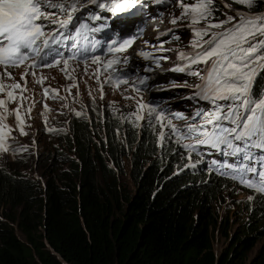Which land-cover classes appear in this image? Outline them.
<instances>
[{"label": "trees", "instance_id": "16d2710c", "mask_svg": "<svg viewBox=\"0 0 264 264\" xmlns=\"http://www.w3.org/2000/svg\"><path fill=\"white\" fill-rule=\"evenodd\" d=\"M223 1L219 20L264 13V0L250 10ZM122 101L50 113L63 131H44L58 150L52 169L29 171L40 179L0 165V264H264V195L239 201L248 189L231 179L180 170L183 149L159 146V126L119 119L137 107Z\"/></svg>", "mask_w": 264, "mask_h": 264}, {"label": "snow or ice", "instance_id": "6c2138e0", "mask_svg": "<svg viewBox=\"0 0 264 264\" xmlns=\"http://www.w3.org/2000/svg\"><path fill=\"white\" fill-rule=\"evenodd\" d=\"M261 2L234 0V3L246 6L249 10ZM176 3L182 11L171 23L188 21L193 39L188 45L190 51L178 53L180 63L171 71L197 78L199 83L192 86L193 91L186 98L204 101L209 105L207 108L197 107L192 116H185L178 111L169 113L145 102L143 91L147 90L148 77L133 79L115 68L121 63L118 54L126 52L135 39L142 37V32L132 38L109 37L106 52L110 58L95 54L100 50L99 40L91 41L87 48L66 45L72 39L67 31L69 28L83 39L88 38L87 33L102 31L103 26L94 27L90 23L74 26L79 12L94 9L88 13L89 21L117 16L132 18L146 7L144 0H0V94L6 97L0 99V108H3V112H0V152L28 150L26 145L15 149L11 147L9 142L14 139L11 135L13 128L5 122L8 115H14L20 135L28 134L24 131L25 125L20 115V107L26 99L23 96L28 83L25 77L36 76L41 69H51L61 64L64 67L60 70L67 72L72 61H76L78 66L82 63L83 74L88 75L90 65L95 64L97 67L90 78H95L99 84L100 98H104L105 85L116 88L125 85L128 87L124 91L130 88L136 93L135 96H123V99L134 100L136 109L118 118L132 123L134 127L140 126L139 121L146 122L153 129L159 126V146L163 147L167 138L183 149L179 154L188 163L180 170L205 164V170L209 173L229 178L252 191L254 195L248 196L249 201L255 195H264V87L256 91V81L264 73V14L237 11L235 16L226 15L225 19L219 20L215 15L218 11L216 0H194L192 4L176 0ZM201 23L204 26L198 27ZM173 38L180 39L174 33ZM163 43L159 44L157 50L171 51L164 49ZM65 46L71 49L67 55ZM137 55L152 61L157 67L161 60L169 59L145 51ZM122 62L127 64L128 57H123ZM25 64L27 68L21 75L23 84L18 81L5 83V80H14L12 71ZM101 69L107 73L103 82L100 81ZM144 70L151 72L153 69L146 66ZM66 78L72 79L71 75H66ZM45 79L40 77L36 82L42 85ZM15 90H19L21 104L9 111L6 105L16 100ZM50 91L53 90L43 88L45 98ZM55 91L57 95L52 98L58 99V90ZM91 98L94 101L95 98ZM43 107L50 111L47 104H43ZM27 111L30 118L31 105ZM75 115L80 117L82 112L75 111ZM173 120H183L185 124L181 127L174 124ZM47 131L61 132L63 129L47 128ZM205 147L228 159H213L208 165L204 153L200 151Z\"/></svg>", "mask_w": 264, "mask_h": 264}, {"label": "rangeland", "instance_id": "374dc122", "mask_svg": "<svg viewBox=\"0 0 264 264\" xmlns=\"http://www.w3.org/2000/svg\"><path fill=\"white\" fill-rule=\"evenodd\" d=\"M153 3L156 2V0H151ZM184 2H191L194 3V0H183ZM161 3H163V5H167L166 6V10L170 11L167 14V19L160 21V24L163 26V30L171 33L172 31H183L186 28V24L187 21H179L176 24H172L171 20L174 17H179L181 15V8H174L176 6V0H161ZM173 3L174 5L172 6ZM185 26V27H184ZM228 27H231V25H227ZM172 30V31H169ZM152 36H155V33L151 34ZM96 36L97 34H90L88 36V42L90 43L93 40H96ZM183 39L184 41L179 45L178 50L180 48H188V45L190 43V41L193 39L192 37V33L191 31L188 29L183 33ZM76 34L73 35V38H76ZM87 39L85 41V39L78 37L76 39V42L73 41L70 45L75 48V47H90V44L87 43ZM172 42L173 40L170 39ZM166 40L161 41L165 42ZM168 41V40H167ZM159 43V44H160ZM67 45V43H66ZM65 51H66V46L64 47ZM164 49H171L173 50V47H168V48H164ZM70 48H68V51L70 52ZM177 50V51H178ZM150 51V50H149ZM176 51V52H177ZM154 54L156 56H167L169 57L168 60H166V64H162L163 66H167L168 68L172 67L173 65L180 63V61L178 60V56L177 54H174L171 51H158L156 50L154 52ZM165 61V60H164ZM177 66V65H176ZM175 66V67H176ZM166 68L161 69L160 71L163 72L165 71ZM173 73L170 72L168 75L171 76ZM175 74V73H174ZM162 75L161 73H159L157 76L155 74H150V76H152L153 79H157L160 83L159 84H154V86H163V90H168L172 93L174 98H177V101H188L189 99H187L186 97L190 96L192 91H193V87L191 85H186L184 83H182L185 80H177V81H165L166 78L168 76H163L165 77L163 79L162 82ZM161 77V78H160ZM195 82L199 83V80L197 78H195ZM193 79V80H194ZM173 86H176L177 88H172ZM128 87V86H127ZM126 86L122 85L121 86V91H117V90H110V86L105 85L103 88V93L107 94V97L104 98V102L106 104H116V105H123L125 104L126 106H128V103L123 102L122 100H124L122 98V95H128L130 94V92L128 91H124L125 88H127ZM97 88H99V85L97 86ZM157 90V89H155ZM89 93H91V97H94V101L92 100V98L89 96ZM134 95V94H133ZM136 95V94H135ZM82 96L84 98L85 102L90 103L92 106H96L97 103H99L100 101V96L96 90V87L94 85V81L92 79L90 80H86L82 86ZM139 97V96H138ZM170 97V95H166L163 98L159 99V104H160V108H162V104ZM148 97L145 96L143 97V100L147 99ZM115 102V103H113ZM145 102H147L145 100ZM201 106H205L204 101H201ZM32 106V111H31V115L30 118H27V121H24V119H22V114L20 112L21 115V119L25 125L24 127V131L27 132V135H20L19 130L17 129V125H16V119H10V123L12 124V128L13 131L11 133L12 137H14L13 140H11L9 143L11 144V147L13 149L15 148H20L22 146H28V150L27 151H21V152H9V153H3L0 152V165L3 164L5 167L12 169L13 171H21L23 173H25L27 176L29 177H33L35 179H40L39 175L37 174V172L35 173L34 176H31L29 174V171L32 168H41V170H45L44 166L49 167V169L53 168V154L55 150H58L53 144L56 142L55 140L56 137L54 138H50V136L47 137V132L44 133V131L47 128H53L56 127V121L55 119H51L50 118V113L47 111H44L42 106L40 108H37L35 102L30 101L29 103ZM57 106V108H56ZM54 106L53 109H57V113H52L53 115L58 114V109H60L61 105H56ZM208 103L206 104V107H208ZM198 106V100H194V104H193V109L195 110ZM65 108V107H63ZM82 109L78 103H74L72 105V110H79ZM194 110L192 113L187 114L185 116H192L194 114ZM197 120L199 118H196ZM45 120L47 121V123H45ZM64 120L59 121V123L61 125L64 124ZM177 123H179V126H183L185 124V121L183 120H176ZM6 131V130H5ZM201 152L204 153V159L207 160V164L210 165L213 159L216 160H225L228 158H225L223 156H221L219 153L215 152L214 150L210 149V148H201L200 149ZM188 163V162H187ZM41 165V166H38ZM196 168V167H195ZM126 171H129V164H127L126 162ZM128 176L125 178L127 179ZM129 180V179H128ZM228 193H232V192H228ZM232 195H238L236 192H234ZM230 197V196H229ZM239 201L240 200H247L248 196L246 194H240L239 198H237ZM231 202V199L227 198V204ZM236 208V207H235ZM237 209V208H236ZM226 241L223 239H218L216 242V250L221 252V250L226 246ZM259 249V246H258ZM257 249L251 254V259H253L256 255ZM250 259V260H251ZM249 264V262H248Z\"/></svg>", "mask_w": 264, "mask_h": 264}, {"label": "clouds", "instance_id": "9594fccd", "mask_svg": "<svg viewBox=\"0 0 264 264\" xmlns=\"http://www.w3.org/2000/svg\"><path fill=\"white\" fill-rule=\"evenodd\" d=\"M171 4H172V6L174 5L173 3H171ZM155 6L157 7V10H158V12L155 14V17H158V18H156V21L158 20V22L157 23H151L150 24L151 26H149L147 29L144 40L140 43L137 42L136 46H134L129 51V53H128V64H125L124 67H122V71L124 73H127L133 79H136L137 77H145V76L150 79L151 87L152 88L157 87L158 89L154 94H150L148 92L149 89L147 88L146 91H143V97L147 96L148 98L145 100L147 102L151 103L153 106L157 107V103H159V101H158L159 99L163 98L166 95H170V96H173V95L170 91L163 90L162 89L163 86H154L155 79H153L152 76H150L151 73L155 74L156 76L159 73L168 76L165 81L185 80L182 83H184L186 85H191V86L194 85L195 79L192 76H188V75L180 74V73H175L174 75L169 76L168 74L170 72H172L171 69H173L179 63L168 68L167 66L162 65L164 63L166 64V61L161 60L160 66L157 67V66H155V64L153 62H151L149 60H143V59L141 60L140 57L137 55L139 53L138 50L145 51V49H147L146 52L154 53L157 50L159 43L163 40H166L163 43V47L164 48L173 47V50H171V52H173L174 54H177V56H178V53L180 51H186V52L190 51V49L183 48V47L178 50L179 45L184 41L183 36H182L183 33L189 29L188 21H187V24L185 25L186 26L185 30H183V31H172L171 33H168V32L163 30V26L160 24V21L165 20V16H167V14L170 11L166 10L167 5H161V6L155 5ZM174 8L176 9V8H180V7L178 5H176ZM154 24H157V25L160 24V27H158V29H155V30L151 29V27ZM198 27H203V26H201L199 24ZM161 32H163V33H161ZM152 33H155V36H152L151 35ZM164 33H167V35H164ZM173 33L175 35H178L180 37V39L179 40L174 39ZM170 39H172L173 41L170 42L171 41ZM145 41L148 42L147 45L145 44ZM157 57H160V56H157ZM146 66L152 67L153 70L151 72H145L144 69ZM163 68H166V70L163 72H160V70ZM137 84H138V80H137ZM138 86H139V84H138ZM140 87L144 88V86H140ZM172 88H177V87L173 86ZM128 92H130V94L128 95V93H127V96H134L133 94H135L134 92L131 91L130 88H129ZM123 96H125V95H122V98H123ZM172 99H174V101L178 104V105L174 104V106H175L174 111L182 112V113H185L186 115L193 112L194 100H188V101L182 102V101H177L178 99L174 98V97ZM124 100H126V99H124ZM168 100H169V98L164 102L167 105H169ZM126 101H128V100H126ZM201 103H202L201 101H198L199 107L201 106ZM206 104H207V102L205 103V106H204L205 108H207ZM84 106H85V102H84ZM173 123L179 125V123H177L176 120H173Z\"/></svg>", "mask_w": 264, "mask_h": 264}, {"label": "bare ground", "instance_id": "6f19581e", "mask_svg": "<svg viewBox=\"0 0 264 264\" xmlns=\"http://www.w3.org/2000/svg\"><path fill=\"white\" fill-rule=\"evenodd\" d=\"M167 19V17L165 16V20ZM158 21V20H157ZM161 33H163V32H161ZM141 51H143V50H138V52H141ZM146 52V51H145ZM140 57V56H139ZM140 59L142 60L143 58H141L140 57ZM144 60V59H143ZM152 62V61H151ZM161 72V71H160ZM174 73H176V72H173L172 73V75H174ZM158 75V74H157ZM171 75V76H172ZM163 76H166V75H162V82H163V79L165 78V77H163ZM161 78V77H160ZM160 81V80H159ZM157 79H155V82H154V84H159L160 82H159ZM145 87V86H144ZM149 90H148V92L150 93V94H154L157 90H155V89H158L157 87H154V88H152L151 87V81L149 80V81H147V86H146ZM167 147V146H166ZM194 158V157H193ZM203 174V173H202ZM246 190V189H245Z\"/></svg>", "mask_w": 264, "mask_h": 264}, {"label": "water", "instance_id": "95a60500", "mask_svg": "<svg viewBox=\"0 0 264 264\" xmlns=\"http://www.w3.org/2000/svg\"><path fill=\"white\" fill-rule=\"evenodd\" d=\"M216 1L221 2L225 7H227V6H226V3H225L223 0H216ZM263 14H264V13H263Z\"/></svg>", "mask_w": 264, "mask_h": 264}]
</instances>
